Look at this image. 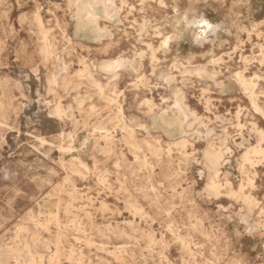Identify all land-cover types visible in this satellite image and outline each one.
Returning <instances> with one entry per match:
<instances>
[{
  "label": "rangeland",
  "instance_id": "obj_1",
  "mask_svg": "<svg viewBox=\"0 0 264 264\" xmlns=\"http://www.w3.org/2000/svg\"><path fill=\"white\" fill-rule=\"evenodd\" d=\"M113 1L100 38L71 0H0V264H264V158L241 165L264 115L235 76L264 111V0ZM175 93L182 129L157 121Z\"/></svg>",
  "mask_w": 264,
  "mask_h": 264
},
{
  "label": "bare ground",
  "instance_id": "obj_2",
  "mask_svg": "<svg viewBox=\"0 0 264 264\" xmlns=\"http://www.w3.org/2000/svg\"><path fill=\"white\" fill-rule=\"evenodd\" d=\"M125 3L126 2L122 1V4H125ZM71 4H72L73 10H74L73 15H74V18L77 22V28L79 30H83V29L88 30L93 35L98 33V34H100V36H99L100 38L103 37L104 32L99 27L98 10L101 7L103 12H104V15H106V17H109L111 12L114 11V9H115L114 1L113 0H71ZM170 21H172V20H170ZM134 28H136V27H134ZM181 29H182V26H181ZM171 39H172V36H166L162 42V45L167 46ZM149 48L151 49L152 47L149 45ZM262 51H264V47H262ZM45 53L50 54L49 47L46 48ZM129 55H131V54H129ZM106 62L101 63L99 65L98 69L100 70L101 73H104L107 76L113 75L117 69L123 67L124 65L125 66L127 65V62L122 58H118L116 60L108 61L110 63H108V62L106 63ZM85 72H88V69L86 67H84V70L80 72V75L82 77H86L87 79L91 80L94 84L98 83L97 81H95L92 73L88 72L87 75H85L84 74ZM235 76H236L238 83L242 87V89L245 92H247L248 95L250 96V99L252 101V104H253L255 110L258 112H261L264 115V111L260 108V106L257 103V96L255 93V88L257 86V79L259 77L257 75H255L254 77H246L243 73H237ZM52 81L54 84L57 82L56 79H54ZM132 83H134V82H132ZM97 87L99 88L100 92H103V86L102 85L97 84ZM260 95H261V93H260ZM106 100L109 102H115L113 98H107ZM180 101H181L180 96L177 93H175L174 94V104L175 105L171 108H168V112L162 113L159 116L157 121H160L162 124H165L167 126L178 125L179 128L182 129L185 116L187 115V109H185L184 105ZM62 113H63V110L61 107L58 106L55 108V115L57 117H61ZM165 117H168V118L165 119ZM239 126H241V125H239ZM259 134H260V141L262 142L263 141V135H262V133H259ZM104 139H105V142L107 145H110L113 143V137L109 131H105ZM222 144H223L222 145L223 148L221 146V148L218 150H211L206 155V159H207V161L211 167V170L214 171V173L216 175V177H214L211 180L210 189L212 191H216V192L219 191L220 188L222 187V185L219 183L217 178H218V172H219L218 167L220 166L221 161L223 159V156L225 154L224 149L226 152L230 151V149L227 148L223 142H222ZM255 158H264V148L262 147L261 143L257 147H255V146L254 147H248L245 150V153L242 156V164H241L242 167H245L247 164L253 166L256 163L254 160ZM81 165H82V163H81ZM247 178H248V176H247ZM248 183L252 184L253 180L251 178H248ZM226 185L231 187V182L227 181ZM243 188H244V186L241 187V190H240L241 194H243ZM244 198L246 201L252 202V197L247 196ZM57 212H58V209H57Z\"/></svg>",
  "mask_w": 264,
  "mask_h": 264
}]
</instances>
